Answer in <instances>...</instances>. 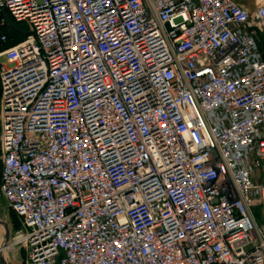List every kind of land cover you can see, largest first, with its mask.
Instances as JSON below:
<instances>
[{
	"label": "built area",
	"instance_id": "1",
	"mask_svg": "<svg viewBox=\"0 0 264 264\" xmlns=\"http://www.w3.org/2000/svg\"><path fill=\"white\" fill-rule=\"evenodd\" d=\"M264 5L0 0V199L22 264H264Z\"/></svg>",
	"mask_w": 264,
	"mask_h": 264
},
{
	"label": "rangeland",
	"instance_id": "2",
	"mask_svg": "<svg viewBox=\"0 0 264 264\" xmlns=\"http://www.w3.org/2000/svg\"><path fill=\"white\" fill-rule=\"evenodd\" d=\"M262 38L260 37V40H262ZM5 227L7 228L9 234V243L7 246L8 249L9 244L16 237L20 224L12 216L5 202L2 199H0V248H2L3 244L5 243V237H6ZM15 249H16L15 251L13 249H9L8 251L2 252L1 256L5 261L4 264H22L23 254L21 252H18L19 250H17V248Z\"/></svg>",
	"mask_w": 264,
	"mask_h": 264
},
{
	"label": "crops",
	"instance_id": "3",
	"mask_svg": "<svg viewBox=\"0 0 264 264\" xmlns=\"http://www.w3.org/2000/svg\"><path fill=\"white\" fill-rule=\"evenodd\" d=\"M233 1H235L237 4L241 6H244L249 11H253L258 3L264 5V0H233ZM260 37L261 38L264 37V33L258 36L259 49L264 59V38L260 40Z\"/></svg>",
	"mask_w": 264,
	"mask_h": 264
},
{
	"label": "water",
	"instance_id": "4",
	"mask_svg": "<svg viewBox=\"0 0 264 264\" xmlns=\"http://www.w3.org/2000/svg\"><path fill=\"white\" fill-rule=\"evenodd\" d=\"M5 232H6V237H5V243L3 244V247L0 248V264H4V260L1 256L2 252L6 250L8 243H9V234H8V230L5 227Z\"/></svg>",
	"mask_w": 264,
	"mask_h": 264
},
{
	"label": "trees",
	"instance_id": "5",
	"mask_svg": "<svg viewBox=\"0 0 264 264\" xmlns=\"http://www.w3.org/2000/svg\"><path fill=\"white\" fill-rule=\"evenodd\" d=\"M12 216H13V214H12ZM14 217V216H13ZM15 218V217H14Z\"/></svg>",
	"mask_w": 264,
	"mask_h": 264
},
{
	"label": "bare ground",
	"instance_id": "6",
	"mask_svg": "<svg viewBox=\"0 0 264 264\" xmlns=\"http://www.w3.org/2000/svg\"><path fill=\"white\" fill-rule=\"evenodd\" d=\"M5 262V261H4Z\"/></svg>",
	"mask_w": 264,
	"mask_h": 264
}]
</instances>
